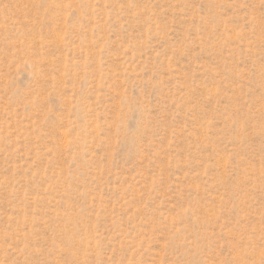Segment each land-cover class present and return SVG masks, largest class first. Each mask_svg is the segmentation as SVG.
<instances>
[{"label":"rangeland","instance_id":"obj_1","mask_svg":"<svg viewBox=\"0 0 264 264\" xmlns=\"http://www.w3.org/2000/svg\"><path fill=\"white\" fill-rule=\"evenodd\" d=\"M0 264H264V0H0Z\"/></svg>","mask_w":264,"mask_h":264}]
</instances>
